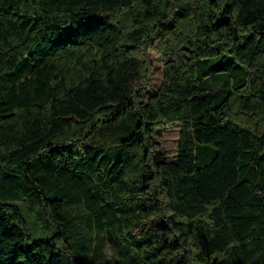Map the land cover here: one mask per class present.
I'll return each instance as SVG.
<instances>
[{"label":"trees","instance_id":"obj_1","mask_svg":"<svg viewBox=\"0 0 264 264\" xmlns=\"http://www.w3.org/2000/svg\"><path fill=\"white\" fill-rule=\"evenodd\" d=\"M101 240L264 264V0H0V264H97Z\"/></svg>","mask_w":264,"mask_h":264},{"label":"rangeland","instance_id":"obj_2","mask_svg":"<svg viewBox=\"0 0 264 264\" xmlns=\"http://www.w3.org/2000/svg\"><path fill=\"white\" fill-rule=\"evenodd\" d=\"M151 63L153 65V72L151 75L152 85L147 90V95L153 94L160 84L162 77V60L158 52L154 49L148 51ZM179 126L173 124L168 128L161 129L157 135V140L161 146L162 151L167 155L169 159H173L176 154V146L178 140ZM121 132L119 128L114 129L110 133H97L93 140L94 145H98L103 141L112 142L115 141L116 136ZM100 238L98 239V242ZM100 250L97 257V264H112L116 258L114 251L107 244L106 241L101 240Z\"/></svg>","mask_w":264,"mask_h":264}]
</instances>
